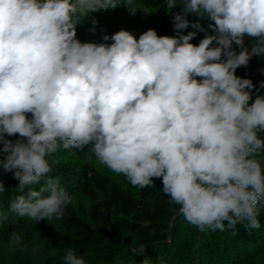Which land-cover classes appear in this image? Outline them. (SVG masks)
<instances>
[{
  "label": "clouds",
  "instance_id": "clouds-1",
  "mask_svg": "<svg viewBox=\"0 0 264 264\" xmlns=\"http://www.w3.org/2000/svg\"><path fill=\"white\" fill-rule=\"evenodd\" d=\"M121 4L138 10L135 0H0V163L19 181L0 221L63 217L73 197L48 175L47 157L92 145L132 186L162 178L169 203L201 232L224 231L225 222L258 229L264 96L249 104L253 84L235 71L264 56V0H166L169 10L182 5L174 36L149 29L139 39L126 30L103 35L111 44L76 39L79 18ZM190 13L214 22L198 45L190 41L205 31L199 22L183 34ZM245 37L256 40L251 51ZM5 133L23 139L3 140ZM21 241L11 234L13 247ZM63 260L86 264L71 246Z\"/></svg>",
  "mask_w": 264,
  "mask_h": 264
},
{
  "label": "trees",
  "instance_id": "trees-1",
  "mask_svg": "<svg viewBox=\"0 0 264 264\" xmlns=\"http://www.w3.org/2000/svg\"><path fill=\"white\" fill-rule=\"evenodd\" d=\"M138 1L148 9H151L156 3V0ZM212 23L214 22L204 18L200 24L205 31H197L196 36L190 42L198 45L206 34H214L213 30L209 28ZM191 24L193 23H189V27L183 30V34L187 35L194 31ZM151 26L159 36L176 35L172 21L162 19L159 22H154ZM244 43L251 51L256 40L245 37ZM214 46H216L215 43L212 47ZM233 48L237 53L240 51L235 44H233ZM237 69L235 75L239 73ZM197 79L200 78L197 77ZM251 82L253 84L252 91H256L257 95L264 96V79H253ZM26 116L31 120V113H27ZM259 135L264 140V133ZM19 139H23L19 134L12 136L3 134V140L15 143ZM91 146H84L83 159L81 160L69 159L62 163H49L52 171L48 175L53 178L58 177L61 187L68 193L82 189L92 202L87 220L78 213L73 200L65 207L63 217L57 219L64 230L70 234L73 244L93 252L106 264H116L117 258L125 257L123 250L127 242L123 239L124 235L132 238L140 246H144L147 250L145 252L148 253L170 247L171 238L174 242L179 238L178 233L185 231L187 221L178 213L179 206L169 203V198L163 193L162 178H153V185L150 187L132 186L126 177L119 178L118 175L102 172L94 163ZM62 152H65V149L60 147L55 153ZM6 155L3 152V142L0 141V161H3ZM257 159L260 160L261 167L264 169V149L261 150ZM4 171L7 170L0 163V176ZM14 171L12 170L11 174L12 186L17 188L19 181L15 178ZM8 207L9 202L6 201L4 192H0V209L7 211ZM258 220L260 222L258 229L246 228L245 224L241 223H238L235 228L229 229L225 222L226 229L224 231L216 230V233L223 235L231 244L228 247L230 249L227 251L228 254L234 252L237 255L239 254L238 250L249 246L264 247V203L259 205ZM200 233L197 235L199 236ZM216 235L212 232L205 235L206 247L202 251L206 252L208 256L210 253L218 258V264H230L229 257L225 253H221L224 244L217 240ZM186 243L184 242V247L190 248L191 245ZM190 251L191 254L187 255L188 260L195 262V260L193 261L195 256H193L192 247ZM208 256L205 257V260H208ZM235 261L238 260L235 258ZM253 264H256V261Z\"/></svg>",
  "mask_w": 264,
  "mask_h": 264
},
{
  "label": "rangeland",
  "instance_id": "rangeland-1",
  "mask_svg": "<svg viewBox=\"0 0 264 264\" xmlns=\"http://www.w3.org/2000/svg\"><path fill=\"white\" fill-rule=\"evenodd\" d=\"M138 10L132 14L128 7L121 4L113 9L98 10L90 12L85 17L79 18V24L76 27V39L81 43H108L112 41H103V35L107 34L112 36L118 31H129L134 37L139 39V36L149 29L154 22H159L162 19L174 22V15L182 11V5L177 4L172 9H168L166 0H156L155 6L148 9L141 5L138 0H135ZM186 19L189 23H201L204 18L188 14ZM95 21V23H94ZM237 77L242 79H264V56H252L248 64L241 66ZM250 91L251 99L249 104L253 103L257 97V92L252 89ZM84 147L77 149L70 147L65 149L62 153L50 154L47 159L49 163H62L66 160H81L83 159ZM93 153V152H92ZM92 158L95 165L102 171L112 175H118L119 178L125 177L123 174H117L111 171L107 166L102 165L98 158L93 154ZM12 171H4L0 176V182L4 186V196L6 201L10 203L12 196L16 195L15 187L12 186L11 180ZM58 178V177H57ZM73 197V204L78 213L85 219H89L91 211V200L83 192L78 189L69 193ZM8 220L0 221V264H64L63 257L65 249L72 247L78 256H82L86 264H106L105 261L100 260L93 252L84 250L73 244L70 234L53 217L51 220H41L39 222L29 220L28 218L15 217L9 214ZM13 232L18 233L22 238V248H15L10 243V237ZM201 231L194 225L186 223L185 231L178 233V239L173 241L171 238L170 247L166 249H158L152 253L145 252L143 254H135V249L140 245L132 238L124 235L123 238L126 247L123 250L125 257L117 258L116 264H142L145 257L150 258L154 264L158 257H162L166 264H218V258L202 250L205 249V235L217 234V240L224 244L221 253H225L230 259V264H264V247L256 248L249 246L238 250L239 254L235 255L234 252L228 254L230 249L226 238L216 231L205 230ZM200 233L198 236L197 234ZM187 239V241H184ZM173 242V243H172ZM184 242L190 244V248L184 247ZM191 247L193 251V261L189 262L187 255L191 254ZM201 254V256H200ZM208 256V260L205 257ZM237 256V257H236ZM196 258V259H195ZM235 258L238 261H235Z\"/></svg>",
  "mask_w": 264,
  "mask_h": 264
}]
</instances>
